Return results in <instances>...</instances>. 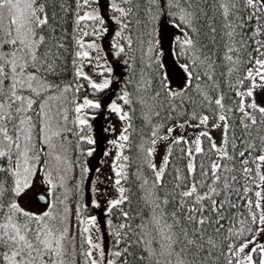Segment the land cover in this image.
I'll list each match as a JSON object with an SVG mask.
<instances>
[{"label":"snow or ice","instance_id":"1","mask_svg":"<svg viewBox=\"0 0 264 264\" xmlns=\"http://www.w3.org/2000/svg\"><path fill=\"white\" fill-rule=\"evenodd\" d=\"M0 264H264V0H0Z\"/></svg>","mask_w":264,"mask_h":264},{"label":"rangeland","instance_id":"2","mask_svg":"<svg viewBox=\"0 0 264 264\" xmlns=\"http://www.w3.org/2000/svg\"><path fill=\"white\" fill-rule=\"evenodd\" d=\"M99 123L102 124L103 123V120L101 119L99 121ZM117 129H119V123H117ZM97 135L99 137V135H100L99 130L97 131ZM105 135H107V134H105ZM100 143H101V147H102L103 146V141H100ZM101 158H102V152L98 148L97 152L94 153L93 157L92 158H89L90 159V164L91 165H94L95 167H101V165H100V159ZM157 159H159V157H157ZM102 170L104 172H107L108 171V165H104L102 167ZM93 175H95V172L94 171H93ZM42 187H44V186L41 185L40 181H37L36 187L33 189V191L36 192V195L37 196L40 194L38 190L41 189ZM110 194H111V192H110ZM25 203H28V201L25 200ZM31 206L33 208H36L38 205H37L36 201H32L31 202Z\"/></svg>","mask_w":264,"mask_h":264},{"label":"trees","instance_id":"3","mask_svg":"<svg viewBox=\"0 0 264 264\" xmlns=\"http://www.w3.org/2000/svg\"><path fill=\"white\" fill-rule=\"evenodd\" d=\"M119 71H120L121 73H123L124 75H127L126 69H125L123 66L120 67ZM122 78H123V77H121V79H122Z\"/></svg>","mask_w":264,"mask_h":264},{"label":"water","instance_id":"4","mask_svg":"<svg viewBox=\"0 0 264 264\" xmlns=\"http://www.w3.org/2000/svg\"><path fill=\"white\" fill-rule=\"evenodd\" d=\"M41 202H43V201H41Z\"/></svg>","mask_w":264,"mask_h":264}]
</instances>
